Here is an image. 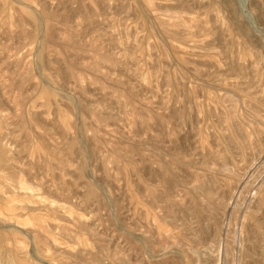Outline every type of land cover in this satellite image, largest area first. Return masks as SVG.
Listing matches in <instances>:
<instances>
[{
    "label": "rangeland",
    "instance_id": "rangeland-1",
    "mask_svg": "<svg viewBox=\"0 0 264 264\" xmlns=\"http://www.w3.org/2000/svg\"><path fill=\"white\" fill-rule=\"evenodd\" d=\"M0 264H264V0H0Z\"/></svg>",
    "mask_w": 264,
    "mask_h": 264
}]
</instances>
